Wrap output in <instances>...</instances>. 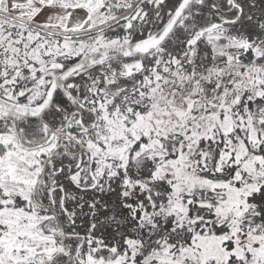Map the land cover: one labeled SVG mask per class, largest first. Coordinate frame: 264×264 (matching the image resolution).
I'll return each mask as SVG.
<instances>
[{"label":"snow or ice","instance_id":"obj_1","mask_svg":"<svg viewBox=\"0 0 264 264\" xmlns=\"http://www.w3.org/2000/svg\"><path fill=\"white\" fill-rule=\"evenodd\" d=\"M0 264H264V0H0Z\"/></svg>","mask_w":264,"mask_h":264}]
</instances>
